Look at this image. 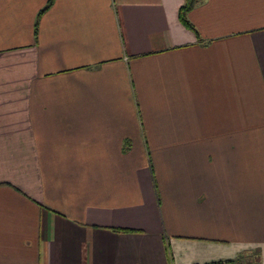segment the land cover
I'll return each mask as SVG.
<instances>
[{
    "label": "crops",
    "instance_id": "crops-1",
    "mask_svg": "<svg viewBox=\"0 0 264 264\" xmlns=\"http://www.w3.org/2000/svg\"><path fill=\"white\" fill-rule=\"evenodd\" d=\"M0 0V264H264V0ZM115 229H130L119 232Z\"/></svg>",
    "mask_w": 264,
    "mask_h": 264
},
{
    "label": "trees",
    "instance_id": "trees-1",
    "mask_svg": "<svg viewBox=\"0 0 264 264\" xmlns=\"http://www.w3.org/2000/svg\"><path fill=\"white\" fill-rule=\"evenodd\" d=\"M202 0H185V3L183 4V6L180 8V12H179V18H180V21L181 23L191 29L192 31H194L196 34H198L196 28L194 27V25L189 21V18H188V14L189 12L195 8ZM55 0H48L46 6L43 8V10L40 12L39 14V19L37 20V24H36V27H35V32L37 33L38 31V25H39V20H40V17L41 15L46 11L48 10L53 4H54ZM119 232H126V231H132L134 232V230H130V229H115ZM238 261V260H236Z\"/></svg>",
    "mask_w": 264,
    "mask_h": 264
},
{
    "label": "built area",
    "instance_id": "built-area-1",
    "mask_svg": "<svg viewBox=\"0 0 264 264\" xmlns=\"http://www.w3.org/2000/svg\"><path fill=\"white\" fill-rule=\"evenodd\" d=\"M214 264H240L238 261L234 260V261H220Z\"/></svg>",
    "mask_w": 264,
    "mask_h": 264
}]
</instances>
